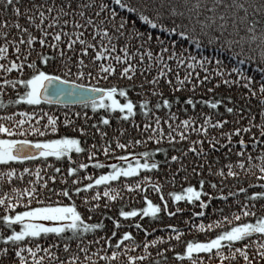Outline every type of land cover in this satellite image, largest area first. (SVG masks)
Wrapping results in <instances>:
<instances>
[{"label":"snow or ice","instance_id":"1","mask_svg":"<svg viewBox=\"0 0 264 264\" xmlns=\"http://www.w3.org/2000/svg\"><path fill=\"white\" fill-rule=\"evenodd\" d=\"M0 264H264V0H0Z\"/></svg>","mask_w":264,"mask_h":264},{"label":"trees","instance_id":"2","mask_svg":"<svg viewBox=\"0 0 264 264\" xmlns=\"http://www.w3.org/2000/svg\"><path fill=\"white\" fill-rule=\"evenodd\" d=\"M207 86H212L214 88V92H215L216 96H218V97H220V96H225V97L226 96H232L233 99L236 100L241 95L240 90H238L235 86L229 87L228 85L221 83L219 85V87H216L214 80L210 84L206 82L205 84L200 85L197 94L200 96H203L204 92H205V88ZM178 95H183V93H179ZM240 103H243V101L241 100ZM254 105H255V101H253V106ZM154 199H155V197H154Z\"/></svg>","mask_w":264,"mask_h":264}]
</instances>
